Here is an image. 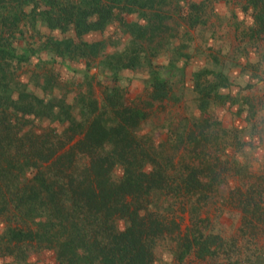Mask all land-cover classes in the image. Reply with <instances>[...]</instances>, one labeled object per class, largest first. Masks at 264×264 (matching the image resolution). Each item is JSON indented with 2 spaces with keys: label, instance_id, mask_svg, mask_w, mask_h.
I'll use <instances>...</instances> for the list:
<instances>
[{
  "label": "rangeland",
  "instance_id": "1",
  "mask_svg": "<svg viewBox=\"0 0 264 264\" xmlns=\"http://www.w3.org/2000/svg\"><path fill=\"white\" fill-rule=\"evenodd\" d=\"M0 47L2 106L32 98L47 113L39 136L64 130L65 150L93 118L108 126L125 111L140 153L202 182L149 207L167 229L147 264H264V0H0ZM156 77L166 96L152 97ZM30 245V264H59ZM97 252L77 264H103Z\"/></svg>",
  "mask_w": 264,
  "mask_h": 264
},
{
  "label": "trees",
  "instance_id": "2",
  "mask_svg": "<svg viewBox=\"0 0 264 264\" xmlns=\"http://www.w3.org/2000/svg\"><path fill=\"white\" fill-rule=\"evenodd\" d=\"M77 12L80 23L87 24L86 7ZM0 54L11 56L5 47H0ZM151 87L153 98L169 91L157 77ZM32 102L30 98L25 105L17 102L6 108L0 99V219L16 223L0 233V259L30 264V244L37 243L52 250L59 264L88 261L84 251L91 245L98 248L103 264H147L150 243L167 229L163 213L149 207L177 196L182 188L199 189L202 182L167 174L155 156L140 153L129 132L134 120L125 111L108 126L102 118H93L82 138L63 150V139L71 135L51 129L54 141L50 133L39 136L35 129L42 127L35 121L47 113ZM77 151L90 156L88 166L73 162ZM146 165L150 171L143 169ZM119 221L122 229L117 228ZM94 235L100 239L87 241ZM192 241L199 239L193 235ZM190 242L185 239L184 253ZM79 248L83 254H78Z\"/></svg>",
  "mask_w": 264,
  "mask_h": 264
},
{
  "label": "crops",
  "instance_id": "3",
  "mask_svg": "<svg viewBox=\"0 0 264 264\" xmlns=\"http://www.w3.org/2000/svg\"><path fill=\"white\" fill-rule=\"evenodd\" d=\"M250 14V13H249Z\"/></svg>",
  "mask_w": 264,
  "mask_h": 264
}]
</instances>
